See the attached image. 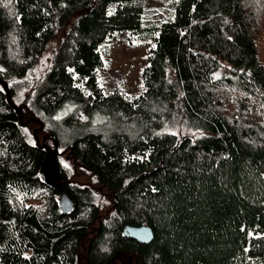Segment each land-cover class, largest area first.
Returning a JSON list of instances; mask_svg holds the SVG:
<instances>
[{
	"label": "trees",
	"instance_id": "16d2710c",
	"mask_svg": "<svg viewBox=\"0 0 264 264\" xmlns=\"http://www.w3.org/2000/svg\"><path fill=\"white\" fill-rule=\"evenodd\" d=\"M145 1L0 0L11 102L92 174L112 209L101 215L90 189L63 173L74 206L61 213L59 191L39 175L45 151L0 85V264H264L258 21L247 0H163L168 15L149 23ZM67 26L44 79L17 92ZM123 33L150 43L133 99L105 93L97 77L102 45ZM221 62L230 69L217 76ZM177 125L203 136L164 131ZM128 226L153 240L124 237Z\"/></svg>",
	"mask_w": 264,
	"mask_h": 264
},
{
	"label": "rangeland",
	"instance_id": "374dc122",
	"mask_svg": "<svg viewBox=\"0 0 264 264\" xmlns=\"http://www.w3.org/2000/svg\"><path fill=\"white\" fill-rule=\"evenodd\" d=\"M247 12L251 13L257 19L258 29L262 33V47L264 48V0H247ZM250 2V3H249ZM6 4V3H5ZM263 9H262V8ZM144 18L147 22H156L169 13L168 6L163 0H147L143 3ZM68 26L59 31L56 37L51 41L44 53L38 58L34 68L28 72L24 82L17 84L15 89L22 94H28L29 88H33L41 82L46 73L50 70L52 60L58 51L63 35L67 32ZM150 43L147 40L137 38L136 35L129 33L118 34L113 40L104 43L100 49L102 68L97 72L99 85L105 93L119 91L122 95L129 99H133L139 95L142 89L141 72L146 64L147 51ZM261 46V41H260ZM262 61L264 62V49L260 51ZM230 67L221 62L217 70V76H224L228 73ZM28 87V88H27ZM27 88V90H25ZM234 98V94L230 93ZM23 96L22 98H24ZM20 104V103H19ZM28 116V115H27ZM24 116L22 124L27 123L26 130L30 138L33 131H37L40 126L38 123L28 122L27 120L35 119V117ZM64 112L58 113L57 118H62ZM249 120V118H244ZM254 120V119H252ZM25 127V126H23ZM179 138H190L192 141L197 140L203 133L197 130H191L183 125H177L175 128L164 130ZM39 138V143L42 144L45 137L48 135L43 132H36ZM34 142V139H32ZM45 144L53 148V142L50 139L45 140ZM64 149L58 148V153L61 155L58 158L60 167L65 173L66 179L72 184L79 187H87L91 191V198L99 208L101 215L112 216L111 204L109 202L108 192L97 185L92 174L89 173L78 161L67 159L70 155ZM105 218V216H104ZM105 219L100 218L99 221Z\"/></svg>",
	"mask_w": 264,
	"mask_h": 264
},
{
	"label": "water",
	"instance_id": "95a60500",
	"mask_svg": "<svg viewBox=\"0 0 264 264\" xmlns=\"http://www.w3.org/2000/svg\"><path fill=\"white\" fill-rule=\"evenodd\" d=\"M0 85L5 93L6 101L8 105L14 111L19 113V121L22 123L23 116L20 113L21 107H18L11 102L8 84L0 79ZM27 121L30 122V120ZM36 121L40 126V128L37 131L40 132L43 129V125L39 120L36 119ZM26 124L27 123H24L22 124V126H26ZM37 131L35 130L33 131L35 145L45 151V156L40 166L39 175L44 184H46L49 187L55 188L59 191V198H58L59 209L62 214H67L73 209L74 203L72 199L61 188L63 171L58 161V158L61 155L58 153V147L55 144L54 138L52 136H47L44 139H42L43 143L40 144L39 138L36 135ZM50 138L53 141V148H50L48 145L45 144V140ZM123 236L141 244H149L153 240V233L151 229L146 226H140V227L128 226L124 229Z\"/></svg>",
	"mask_w": 264,
	"mask_h": 264
},
{
	"label": "flooded vegetation",
	"instance_id": "af4514ba",
	"mask_svg": "<svg viewBox=\"0 0 264 264\" xmlns=\"http://www.w3.org/2000/svg\"><path fill=\"white\" fill-rule=\"evenodd\" d=\"M67 159H69V160L71 159V160H72V158H71V157H68ZM72 161H73V160H72Z\"/></svg>",
	"mask_w": 264,
	"mask_h": 264
},
{
	"label": "snow or ice",
	"instance_id": "6c2138e0",
	"mask_svg": "<svg viewBox=\"0 0 264 264\" xmlns=\"http://www.w3.org/2000/svg\"><path fill=\"white\" fill-rule=\"evenodd\" d=\"M109 14H111V13H109Z\"/></svg>",
	"mask_w": 264,
	"mask_h": 264
}]
</instances>
